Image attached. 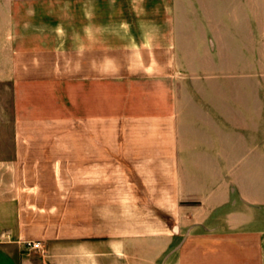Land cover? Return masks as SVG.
<instances>
[{"label":"crops","instance_id":"obj_1","mask_svg":"<svg viewBox=\"0 0 264 264\" xmlns=\"http://www.w3.org/2000/svg\"><path fill=\"white\" fill-rule=\"evenodd\" d=\"M161 2L0 0V264H264V0Z\"/></svg>","mask_w":264,"mask_h":264},{"label":"rangeland","instance_id":"obj_2","mask_svg":"<svg viewBox=\"0 0 264 264\" xmlns=\"http://www.w3.org/2000/svg\"><path fill=\"white\" fill-rule=\"evenodd\" d=\"M162 1L161 4H156L155 8H154V13H156L159 16L162 15H170L169 10L171 11L172 6L175 12H180V6L181 3H179L180 0H160ZM119 8L117 7V5L115 4V2L113 3V5L111 6V12H110V17L112 19V21H118L120 18H124L123 13H121L119 10ZM224 19L226 20L229 18V6L228 3H225L222 5L221 7ZM169 12V13H167ZM178 14V13H176ZM125 15V14H124ZM228 15V16H227ZM98 15H96L97 17ZM68 18V17H67ZM227 25H229V21L227 20V22H225ZM260 76L264 75V73H262V70H259ZM70 210V209H69ZM67 209H62V210H48V211H43V213L45 215L51 216V213H58L59 216H68V211ZM74 214L76 216L78 215H82L83 214V209L82 208H74ZM106 210L108 214H114L116 211L118 213L123 214V227L125 229L131 228L132 226H136V227H143L145 228L146 226L148 227L149 225H157V222H159V224L161 222H167L168 218L167 215H165V213H163L162 211H155L154 207L152 204L150 203H135V204H129V205H115V206H106ZM132 215H135L136 217L133 219L131 218ZM157 216V217H156ZM120 223V222H119ZM94 225V224H93ZM115 227H116V221L112 220V221H108V230L110 233H112L113 231H115ZM134 243L138 244V239H133V236H131L130 238H125V245H126V260H127V264H136L137 262V258L135 256L134 253V248L135 245Z\"/></svg>","mask_w":264,"mask_h":264},{"label":"built area","instance_id":"obj_3","mask_svg":"<svg viewBox=\"0 0 264 264\" xmlns=\"http://www.w3.org/2000/svg\"><path fill=\"white\" fill-rule=\"evenodd\" d=\"M22 245L24 248L40 251L42 247V243L38 241H33V240H24L22 242Z\"/></svg>","mask_w":264,"mask_h":264}]
</instances>
